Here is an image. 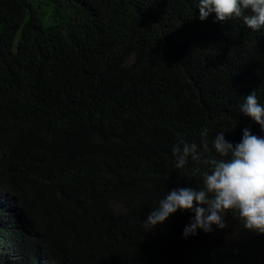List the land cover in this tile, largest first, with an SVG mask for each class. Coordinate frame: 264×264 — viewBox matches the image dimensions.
Returning a JSON list of instances; mask_svg holds the SVG:
<instances>
[{"label":"trees","instance_id":"16d2710c","mask_svg":"<svg viewBox=\"0 0 264 264\" xmlns=\"http://www.w3.org/2000/svg\"><path fill=\"white\" fill-rule=\"evenodd\" d=\"M198 0H0V264H251L264 234L184 237L194 212L144 221L206 165L173 146L264 131V27L199 19ZM202 151V149H201ZM201 173L193 176L195 168ZM203 206V205H202ZM249 240V242H248Z\"/></svg>","mask_w":264,"mask_h":264},{"label":"clouds","instance_id":"9594fccd","mask_svg":"<svg viewBox=\"0 0 264 264\" xmlns=\"http://www.w3.org/2000/svg\"><path fill=\"white\" fill-rule=\"evenodd\" d=\"M199 19L215 14L216 21L226 22L242 18L253 31L264 27V0H198ZM240 112L251 117L264 131V106H261L252 91L240 106ZM208 130L201 132V143L179 140L172 148L175 168L182 169L192 161L206 165L202 172L201 188L182 187L167 192L144 221L145 227L155 228L177 210L194 212V219L183 230V236L195 235L196 230L205 233L227 227L224 216L232 211L238 214L243 227L256 234H264V138L243 129L239 143L225 139L224 132L217 133L212 140V149L220 157L205 156L210 151ZM202 149V151H201ZM201 168L193 170V176ZM203 205V206H202Z\"/></svg>","mask_w":264,"mask_h":264},{"label":"rangeland","instance_id":"374dc122","mask_svg":"<svg viewBox=\"0 0 264 264\" xmlns=\"http://www.w3.org/2000/svg\"><path fill=\"white\" fill-rule=\"evenodd\" d=\"M254 248L255 250L251 253L250 256L251 264H261L262 261L261 250L256 245H254Z\"/></svg>","mask_w":264,"mask_h":264}]
</instances>
